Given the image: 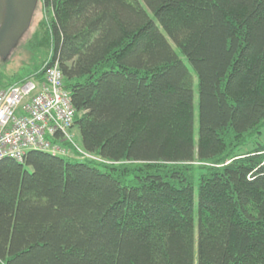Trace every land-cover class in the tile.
Listing matches in <instances>:
<instances>
[{
	"label": "trees",
	"instance_id": "trees-1",
	"mask_svg": "<svg viewBox=\"0 0 264 264\" xmlns=\"http://www.w3.org/2000/svg\"><path fill=\"white\" fill-rule=\"evenodd\" d=\"M39 5L0 90L58 63L78 146L0 159V264H264V0Z\"/></svg>",
	"mask_w": 264,
	"mask_h": 264
},
{
	"label": "built area",
	"instance_id": "built-area-1",
	"mask_svg": "<svg viewBox=\"0 0 264 264\" xmlns=\"http://www.w3.org/2000/svg\"><path fill=\"white\" fill-rule=\"evenodd\" d=\"M74 117L58 63L47 68L42 81L25 80L0 90V159L22 160L29 149L67 154L52 138L60 132L78 146L70 131Z\"/></svg>",
	"mask_w": 264,
	"mask_h": 264
},
{
	"label": "water",
	"instance_id": "water-1",
	"mask_svg": "<svg viewBox=\"0 0 264 264\" xmlns=\"http://www.w3.org/2000/svg\"><path fill=\"white\" fill-rule=\"evenodd\" d=\"M39 0H0V57L7 58L31 27Z\"/></svg>",
	"mask_w": 264,
	"mask_h": 264
},
{
	"label": "rangeland",
	"instance_id": "rangeland-1",
	"mask_svg": "<svg viewBox=\"0 0 264 264\" xmlns=\"http://www.w3.org/2000/svg\"><path fill=\"white\" fill-rule=\"evenodd\" d=\"M42 17V12L40 9V5L38 4L37 10L35 12L31 28L28 30V32L22 37V40L20 42V45L18 48L15 50V52L11 55L9 58V62H2L0 60V68H4L5 71L7 70H14L17 69L23 62L27 60V58L30 56V52L25 48V44L27 40L31 37L33 32L35 31V27L38 23V21ZM178 52V51H177ZM182 57V56H181ZM187 62V61H186ZM188 66L190 67V70L192 74L194 75V91H195V98H194V107H195V136L198 138V128H199V108H198V103H199V94H198V79L196 76V73L192 66L190 65L189 62H187ZM28 68L29 66H25V68L17 69L22 75H25L28 73ZM76 132V131H75ZM77 134V132H76ZM78 135V134H77ZM197 196H198V189L197 186L195 188V199L197 201Z\"/></svg>",
	"mask_w": 264,
	"mask_h": 264
}]
</instances>
